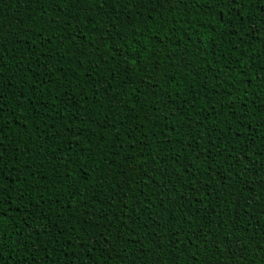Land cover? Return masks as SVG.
<instances>
[{
	"label": "trees",
	"instance_id": "16d2710c",
	"mask_svg": "<svg viewBox=\"0 0 264 264\" xmlns=\"http://www.w3.org/2000/svg\"><path fill=\"white\" fill-rule=\"evenodd\" d=\"M0 264H264V0H0Z\"/></svg>",
	"mask_w": 264,
	"mask_h": 264
},
{
	"label": "snow or ice",
	"instance_id": "6c2138e0",
	"mask_svg": "<svg viewBox=\"0 0 264 264\" xmlns=\"http://www.w3.org/2000/svg\"><path fill=\"white\" fill-rule=\"evenodd\" d=\"M178 2H183V0H178ZM216 3H224L225 0H215ZM229 3H235V0H228ZM247 3H254V0H246ZM3 111V109H0ZM5 175L2 171H0V187H3V181L5 179Z\"/></svg>",
	"mask_w": 264,
	"mask_h": 264
}]
</instances>
